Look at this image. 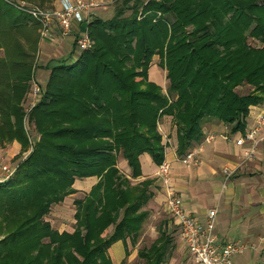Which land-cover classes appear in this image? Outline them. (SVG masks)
<instances>
[{
    "label": "trees",
    "instance_id": "obj_1",
    "mask_svg": "<svg viewBox=\"0 0 264 264\" xmlns=\"http://www.w3.org/2000/svg\"><path fill=\"white\" fill-rule=\"evenodd\" d=\"M39 31L0 0V145L31 148L0 185V264H113L110 246H135L149 216L155 181L132 180L141 155L164 161L161 118H171L181 158L201 142L205 123L243 131L250 109L264 106V0H115L111 18L87 24L90 49L45 66L46 83L26 111ZM155 56L166 94L148 78ZM244 85L250 90L237 92ZM92 177L73 200V232H58L47 221L52 206L76 193L75 180ZM168 230L164 222L137 250L141 264L166 261Z\"/></svg>",
    "mask_w": 264,
    "mask_h": 264
},
{
    "label": "crops",
    "instance_id": "obj_2",
    "mask_svg": "<svg viewBox=\"0 0 264 264\" xmlns=\"http://www.w3.org/2000/svg\"><path fill=\"white\" fill-rule=\"evenodd\" d=\"M71 1L73 4L96 3L98 7L91 9V12L98 18L104 19L101 17L103 14L99 15L101 14L99 13V7L111 4L115 0ZM52 7H58V0ZM37 52L36 63L39 67L36 69L34 79L38 86H43L49 74V70L45 66L49 62L54 63L63 60L70 53L76 55L80 51L76 50L72 36L63 37L58 27L53 25L52 39H42L40 37ZM148 76L150 78L149 71ZM29 103L27 95L24 102L25 110L29 107ZM260 110H264V106L252 107L246 120L245 129L236 133H231L228 127L216 120L205 123L203 137L212 134L215 135V139L208 144H202L201 140L190 150L195 153L197 164L186 166L181 163L179 156L176 154L177 140L175 134L173 138H163L165 144L164 161L168 162L171 167V187L183 203L184 211L198 220L199 223L204 224L207 210L210 208L216 209L215 234L220 244L237 241L247 244L248 247L244 252L232 257L235 264H264V125L259 133V136L263 139L252 158L244 159L245 152L250 148L248 143H244L242 146L235 145L236 139L253 127L254 120ZM160 121L158 125L160 133L167 134L170 132L171 118L165 116ZM25 156H27V150L21 152V145L16 140L3 142L0 145V157H6L15 167ZM139 159L141 176L132 181L136 183L147 179L154 180L158 166L152 162L147 154L141 155ZM119 165L121 167L119 169L127 175L129 170L126 162L121 160ZM224 170L231 172L227 180H225ZM96 181L97 179L94 177L75 180L73 185L76 190L75 194L83 193L85 195ZM154 184L157 188L152 189L153 197L151 200L164 203L165 210L169 214L163 187L159 188L161 186L159 182H154ZM78 190H84V192ZM65 200L66 198L62 203L54 205L49 214L54 215L52 212L67 214L69 209L64 204L68 201ZM74 212H72V225L75 223L73 219ZM47 221H49L48 218ZM172 222L178 229L176 221L173 219ZM163 223L160 222L156 228L157 236L158 228ZM166 225L168 227L167 222ZM73 230L74 226L67 229L64 227L57 229L60 233L64 231L71 233ZM127 242L129 240L126 243L118 241L108 249L107 254L113 264H119L125 260L127 253L125 248L129 244ZM234 257L235 259L239 258L234 260Z\"/></svg>",
    "mask_w": 264,
    "mask_h": 264
},
{
    "label": "built area",
    "instance_id": "obj_3",
    "mask_svg": "<svg viewBox=\"0 0 264 264\" xmlns=\"http://www.w3.org/2000/svg\"><path fill=\"white\" fill-rule=\"evenodd\" d=\"M6 2L16 10L33 18L40 25V37L42 39H52V29L53 25H55L63 37H73L75 48L78 51H85L91 48L92 40L87 32V24L93 20L90 10L98 7L96 3L73 4L71 0H58L57 8L47 10L24 1L12 2L6 0ZM83 24L86 25L85 32L82 30ZM39 94V86L35 79L32 78L31 89L28 94L30 103L26 111H29L36 104ZM263 125L264 110H260L255 118L253 127L236 139V146H242L244 143L250 145V148L245 152V160L254 156L259 143L262 141L263 138L259 136V132ZM214 139L215 135H205L202 139V144L211 143ZM180 161L186 166L198 163L193 151H189L182 156ZM16 170L17 167H10L0 157V185L10 181ZM223 172L226 177L225 180H227L231 172L225 170ZM154 176L164 189L168 212L176 221L180 240L186 246L195 264H235L232 257L244 252L248 246L238 242L220 244L215 234L216 209H209L205 223H199L198 220L184 211L183 203L175 195L171 187L170 164L163 161L157 167Z\"/></svg>",
    "mask_w": 264,
    "mask_h": 264
},
{
    "label": "rangeland",
    "instance_id": "obj_4",
    "mask_svg": "<svg viewBox=\"0 0 264 264\" xmlns=\"http://www.w3.org/2000/svg\"><path fill=\"white\" fill-rule=\"evenodd\" d=\"M13 1L17 2V0H13ZM24 1L29 2L31 4H35L37 6L40 5L42 7H51L57 0H24ZM16 11H18V10H16ZM18 12H20V11H18ZM20 13H22V12H20ZM99 13H101V14H99L100 16L103 14L101 17L104 19L111 18L112 14H113V3L100 6L99 7ZM22 14H24V13H22ZM90 14L93 16L92 19H94L95 17H98V16H95V14H93L92 12H90ZM24 15H26V14H24ZM26 16H28V15H26ZM30 19L35 22V20L33 18L30 17ZM85 27H86V25L83 24L82 25L83 32H85ZM250 43L252 45H254V42L250 41ZM92 45H93V41H92ZM76 50H77V48H76ZM37 56H38V52L36 51L34 54L33 60H32V65H33L32 66L33 67L32 68L33 69L32 76H33V78H35V75H36L37 67L35 68L34 65H36ZM158 61H159L158 57L155 56L152 60V65H151L152 67H150V70H149L150 78H149V76H148V78L150 81H154L156 84H158L162 88L163 93L166 94L165 92H166V89L168 86V83L166 81V72H165V70H163L157 66ZM30 89H31V83H30ZM249 90H250V88L248 86L244 85V86L239 87L237 89V92H239L240 94H245ZM170 127H171V130L167 134H164L163 132H161L162 136L164 135V137H163L164 139L173 138V135L175 134V127L173 125L172 120L170 123ZM26 129L28 130V127H26ZM158 130H159V127H158ZM28 131L30 133V137H29L30 140L29 141L32 142V140L35 139V137H36V133L33 132L32 128L29 129ZM159 132H160V130H159ZM30 149L31 148L27 149V154L30 152ZM2 159L10 167L14 166L11 162L8 161L9 159H7L6 157H4ZM22 160L23 159H21L17 164H20V162ZM120 162H121V160L118 163V167L121 169V167L119 165ZM225 179H226V177H225ZM157 182H159V181H157V179H156L155 183H157ZM159 185H161V183ZM80 186H83V185H80ZM160 187H162V185L159 186V188ZM154 188H157L155 186V184H154V187L152 189H154ZM163 191H164V189H163ZM79 192H84V190H81ZM83 197H84L83 193L73 194V195L66 197L65 201H68V202H66V204H64V206L68 207V209H69L67 214H62V213L57 214V212L56 213L52 212L54 215L49 214V216H47L50 224L53 225L52 227L55 230L61 229L62 227L67 229L70 226H74L71 224L72 223V212L74 211V207L72 206V201L74 199H82ZM53 208H54V206H52V209ZM144 209L148 211L149 216L143 224V228L141 229L140 237L138 238V242L136 243V245L132 246L130 244V242H127L129 244L126 246L125 252H128L129 256L127 257L128 253H126V255H125L126 264H141L142 263L136 257L137 256L136 252H137V250H139L143 247H149L150 244L155 240V238L157 237L156 228L160 222H167L169 231H173L172 232L173 248H172L168 258L166 259V261L163 264H195L194 260L189 255L186 246L184 245L183 242H181L180 236H179V231H178L177 227L174 225V223L172 222L173 217L170 214H168L167 211L165 210L164 203L154 202V201L150 200L148 202V204L144 207ZM210 209H214V208H210ZM111 230H112V228H109L108 232H111ZM238 243H244V242H238ZM244 244H246V243H244ZM238 258L235 259V257H234V260H237Z\"/></svg>",
    "mask_w": 264,
    "mask_h": 264
}]
</instances>
